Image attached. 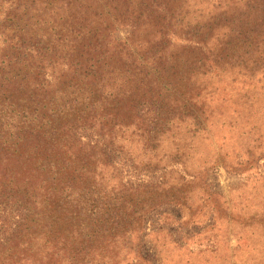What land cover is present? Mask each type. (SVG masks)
I'll return each instance as SVG.
<instances>
[{"label": "rangeland", "instance_id": "rangeland-1", "mask_svg": "<svg viewBox=\"0 0 264 264\" xmlns=\"http://www.w3.org/2000/svg\"><path fill=\"white\" fill-rule=\"evenodd\" d=\"M137 1L140 9L142 3ZM188 3L177 14L180 26L164 42L163 55L157 51L161 45L141 41L146 38L141 16L136 18L142 25L135 33L138 44L132 43L130 28L120 20L109 32L110 41L125 50L117 67L129 72L151 69L157 76L151 88L159 94L143 90L140 98L122 108L102 100L78 103L70 99L79 95L81 87L111 85L112 76L92 81L87 76L92 70L66 69L49 58L43 59V68L29 73L31 79L37 78L30 97L62 111L59 118L66 121V154L75 170L76 198H85L79 193L84 189L88 199L91 243L76 251L70 264H250L258 257L264 264V156L244 172L228 167L222 153L234 154L232 149L237 152L243 145L240 131L230 134L234 127L242 128L254 116L264 115V77L257 78L261 87L251 84L242 63L233 60L234 66L223 67L221 73L209 67L216 66L214 59L196 66L191 84H182L183 90L173 98L163 97L185 76L181 64L186 56L177 51L186 48L196 23L206 30L208 19L230 4L227 0ZM34 110L27 117L47 111ZM248 129H243L246 134L255 131ZM258 143L254 141V147ZM227 159L236 160L232 155ZM183 195L184 203L175 200ZM37 198L0 200V238L14 234L22 243L28 242L29 233L36 232L28 230L26 217L22 222L19 216L33 201L35 211ZM141 217L144 228H139ZM123 223L128 225L125 230L133 225L136 231L125 233ZM7 245L0 239L4 259L0 264H12L4 257ZM252 247L262 252L260 256L255 257ZM35 257L30 251L28 260L19 264H30Z\"/></svg>", "mask_w": 264, "mask_h": 264}, {"label": "trees", "instance_id": "trees-1", "mask_svg": "<svg viewBox=\"0 0 264 264\" xmlns=\"http://www.w3.org/2000/svg\"><path fill=\"white\" fill-rule=\"evenodd\" d=\"M140 2L142 7L139 9L137 0H0V200L20 202L24 195L28 199L38 197L36 210L31 209L33 201L23 207L25 212L19 216L22 222L26 217L28 230L36 232L29 233L28 242L22 243L20 236L14 234L0 238L8 244V253L4 257L12 264L28 260L30 251L36 256L30 264H58L66 262L64 259L68 263L76 251L89 247L90 230L93 229L85 191L79 189L85 198L78 199L73 187L75 170L66 154V121L59 118L62 111L60 107L46 108L42 100L30 97L36 90L37 78L31 79L29 73L43 68V59L49 58L56 59L66 69L92 70L87 74L92 81L107 74L112 76L111 85L81 87L79 95L70 99L78 103L102 100L122 108V104L140 98L138 94L143 90L147 94H159L158 89L151 88L157 82L151 69L129 72L117 67L120 54L125 50L110 41L109 32L120 20L130 28L132 43L138 44L135 33L142 25L136 23V18L141 16L146 34L141 41L161 45L157 51L163 55L167 51L164 42L172 39L177 34L175 29L180 26L177 14L189 3L188 0ZM227 2L230 4L226 8L208 19L206 30L203 24L196 23V32L186 38V48L177 51L186 56L181 64L185 76L181 77L182 82L177 88L167 89L163 97L173 98L183 90L182 84H191L192 76L197 73L196 66H206L214 59L216 66L209 67L220 69L221 73L223 67L234 66L233 60L239 61L244 65L243 74L248 73V81L262 86L257 78L264 77V0ZM131 15L134 18L129 19ZM155 71L162 74L161 69ZM256 72H259L257 76ZM143 85L148 89H142ZM209 92L206 89L205 95ZM38 107L47 111L27 117ZM263 116H254L242 128L234 127L230 131V134L240 131L243 145L238 147L239 152L232 149L234 154L230 155L235 161L227 159L229 152H222L228 167L247 172L253 162L264 156ZM247 128L255 131L246 134L243 129ZM256 140L259 143L254 147ZM6 187L14 190L5 191ZM175 200L184 203L185 196L175 197ZM138 223L139 228H144L145 218L141 217ZM126 226L122 224L125 233L136 231L133 225L125 230ZM251 249L255 251V257L262 253ZM3 260L0 256V262ZM260 263L258 257L250 264Z\"/></svg>", "mask_w": 264, "mask_h": 264}]
</instances>
